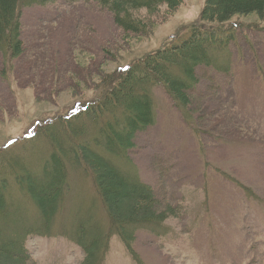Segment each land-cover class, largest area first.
<instances>
[{
    "label": "rangeland",
    "instance_id": "1",
    "mask_svg": "<svg viewBox=\"0 0 264 264\" xmlns=\"http://www.w3.org/2000/svg\"><path fill=\"white\" fill-rule=\"evenodd\" d=\"M204 4L182 0L173 11L165 4L152 12L134 9L145 28L126 33L97 0H22L24 51L11 57L0 50V166L14 161L17 169L40 173L53 141L44 133L25 138L34 127L68 113L76 102L98 98L101 77L113 79L120 68L186 37ZM230 19L235 36L222 53L212 54V64L196 68L189 103L182 107L163 85L153 86L155 119L136 133L129 161L107 154L151 185L161 208L173 205L175 215L156 232L139 229L134 254L112 234L96 264H264V22L257 12ZM92 130L91 123L79 132ZM83 135L72 140L81 142ZM60 137L70 154L73 147ZM69 165L67 191L48 229H35L41 227L36 204L10 185L0 244L11 248L12 238L23 237L29 264H82L85 251L71 233L82 223L109 232L91 174L83 164ZM110 184L112 205L128 210L126 188L114 179ZM124 211L120 216L128 215ZM18 263L0 254V264Z\"/></svg>",
    "mask_w": 264,
    "mask_h": 264
},
{
    "label": "trees",
    "instance_id": "2",
    "mask_svg": "<svg viewBox=\"0 0 264 264\" xmlns=\"http://www.w3.org/2000/svg\"><path fill=\"white\" fill-rule=\"evenodd\" d=\"M21 1L0 0V50L11 57H17L24 51L21 40ZM34 1L27 0V3ZM44 1L46 0H42ZM97 2L113 12L115 22L126 33H140L145 26L134 17L132 10L146 8L152 12L165 4L173 11L179 7L182 0ZM253 12H257L264 22V0H205L198 24L192 26L186 37L120 68L118 76L113 79L101 77L97 87V90L101 89L98 98L76 102L68 113L61 117L40 121L30 133L31 136L25 138L32 139L39 133L50 137L53 150L48 162L40 173L32 172L25 165L17 169L18 163L14 161H7L6 165L0 166V214L10 204L7 194L11 183H15L38 208L41 227L35 229H48L67 191L69 163L83 164L94 180L110 221V229L109 232H103L100 228L88 230L87 225L82 223L71 233L72 240L85 251L86 256L82 264H96L102 258V251L107 247L112 234H117L134 254V234L139 229L156 232L169 215H175L177 209L167 204L161 208L163 203L151 185L142 181L136 172L121 170L107 154L119 160L124 158L129 161L126 152L135 145L133 139L136 133L151 125L155 119L151 92L153 86L163 85L174 100L185 107L190 101L189 91L199 80L196 68L201 64H212V54L222 53L235 36L234 22L228 25L226 23L230 22L232 16ZM91 123L92 131L85 134L79 132ZM58 134L64 136L73 147L70 154L65 150L66 143ZM75 134H84L81 142L72 140ZM7 141L3 145L4 150L18 140L16 138L10 145ZM101 148L106 153L99 151ZM101 170L104 172L100 175ZM110 179H114L118 187L126 188L124 197L130 200L127 202L128 210L124 211L121 206L112 205L107 194L108 186L111 185ZM242 187L247 191L246 187ZM109 191L113 194L112 200L116 202L118 195H114L112 190ZM122 211L128 212V215L120 216ZM1 217L5 219L6 214L3 212ZM12 239L11 248L0 244V254L13 261H19L18 264H29L31 259L25 239Z\"/></svg>",
    "mask_w": 264,
    "mask_h": 264
}]
</instances>
